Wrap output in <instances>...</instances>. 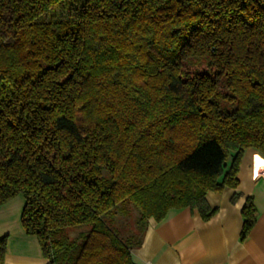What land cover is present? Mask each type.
I'll return each instance as SVG.
<instances>
[{
    "label": "trees",
    "instance_id": "16d2710c",
    "mask_svg": "<svg viewBox=\"0 0 264 264\" xmlns=\"http://www.w3.org/2000/svg\"><path fill=\"white\" fill-rule=\"evenodd\" d=\"M248 148L264 157V0H0V205L23 196L48 264H134L149 219L213 215ZM241 213L243 239L251 197Z\"/></svg>",
    "mask_w": 264,
    "mask_h": 264
},
{
    "label": "crops",
    "instance_id": "0c3cea01",
    "mask_svg": "<svg viewBox=\"0 0 264 264\" xmlns=\"http://www.w3.org/2000/svg\"><path fill=\"white\" fill-rule=\"evenodd\" d=\"M264 157L244 151L237 174L239 184L205 200L216 211L203 219L189 206L169 209L156 221L149 219L141 243L131 249L134 264H264ZM238 194L233 200V196ZM248 197L256 208L255 224L241 239L242 207ZM21 194L0 205V238L6 236L4 264H48L35 235L20 221Z\"/></svg>",
    "mask_w": 264,
    "mask_h": 264
},
{
    "label": "rangeland",
    "instance_id": "374dc122",
    "mask_svg": "<svg viewBox=\"0 0 264 264\" xmlns=\"http://www.w3.org/2000/svg\"><path fill=\"white\" fill-rule=\"evenodd\" d=\"M127 207L129 209L128 216L122 215L120 212H118L115 216V223L119 228V232L122 237H126L131 234L136 235L139 233V229L135 220L137 215V209L133 205H128ZM67 230L68 238H74L78 236V232L80 231V229L75 228H67ZM82 230H85V228L83 227Z\"/></svg>",
    "mask_w": 264,
    "mask_h": 264
},
{
    "label": "snow or ice",
    "instance_id": "6c2138e0",
    "mask_svg": "<svg viewBox=\"0 0 264 264\" xmlns=\"http://www.w3.org/2000/svg\"><path fill=\"white\" fill-rule=\"evenodd\" d=\"M262 163H264V162H262Z\"/></svg>",
    "mask_w": 264,
    "mask_h": 264
}]
</instances>
